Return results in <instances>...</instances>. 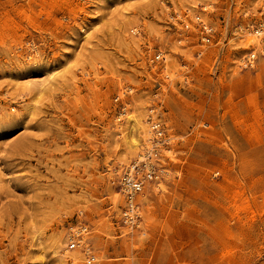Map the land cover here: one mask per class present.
Segmentation results:
<instances>
[{
    "label": "rangeland",
    "instance_id": "rangeland-1",
    "mask_svg": "<svg viewBox=\"0 0 264 264\" xmlns=\"http://www.w3.org/2000/svg\"><path fill=\"white\" fill-rule=\"evenodd\" d=\"M260 13L264 0H0V264H68L79 211L93 264H264V56L240 67L255 43L239 30ZM152 105L175 137L171 175L130 231L117 125Z\"/></svg>",
    "mask_w": 264,
    "mask_h": 264
},
{
    "label": "built area",
    "instance_id": "built-area-1",
    "mask_svg": "<svg viewBox=\"0 0 264 264\" xmlns=\"http://www.w3.org/2000/svg\"><path fill=\"white\" fill-rule=\"evenodd\" d=\"M202 12L206 8L201 9ZM258 21L249 24L246 28L240 27L241 32H245L247 36L252 37L256 42L249 45L247 53L240 59V67L242 69H254L259 57L264 56V13H260ZM195 24L201 33V41L204 45H209L215 35L214 28L205 23L199 16L195 17ZM188 30V25H185ZM247 32V33H246ZM201 53H197V58L201 57ZM162 54L157 53L154 61L162 62ZM133 93V90L127 88L124 96ZM122 100L117 96L115 103ZM121 108L119 116H124L126 106ZM159 105H152L148 108L146 123L150 132L149 144L136 158L124 165L118 174L119 193L123 198V206L116 219L118 223L128 230H140L142 228V215L139 203L141 193L153 184H157L168 177L171 172L167 164L161 159L162 149L169 148L174 144L175 137L171 135L162 118ZM207 126V125H205ZM171 150V149H170ZM168 160V159H167ZM169 162H171L169 160ZM64 246L62 252L67 257L68 264L72 263L69 254L78 252L85 264H93L96 260L95 252L91 243V227L82 211L76 212L71 218L64 221Z\"/></svg>",
    "mask_w": 264,
    "mask_h": 264
},
{
    "label": "bare ground",
    "instance_id": "bare-ground-1",
    "mask_svg": "<svg viewBox=\"0 0 264 264\" xmlns=\"http://www.w3.org/2000/svg\"><path fill=\"white\" fill-rule=\"evenodd\" d=\"M179 13H180V11H179ZM90 34L91 33H87L85 38H87ZM239 38H240V36L237 37V39H239ZM250 42L255 43L256 41L254 39H250ZM166 67H168V65ZM164 71H167V69H164ZM132 114L127 115L126 121H124L127 124L126 129H127L128 133H125L123 131V129L121 128V125H119V124L117 125V129L119 131H121V139H122V142H121L122 147H120L121 150H120V156H119L120 163H125V162H129V161L133 160V158L135 156L137 157L144 149H146L148 147V144H149L150 132L146 128V123H144L142 118H141L143 116L142 113L139 115V117H134ZM121 116H122V114H121ZM117 121H118V119H117ZM164 152L166 153L165 149H164ZM156 188L158 189V191L159 190L165 191V187L161 183L157 184ZM114 197H116L117 200L115 199V203H117V202H119L121 195L119 193H117ZM70 258L73 259L74 261H76V263L77 262L80 263L83 261L82 256L78 252L70 253Z\"/></svg>",
    "mask_w": 264,
    "mask_h": 264
}]
</instances>
